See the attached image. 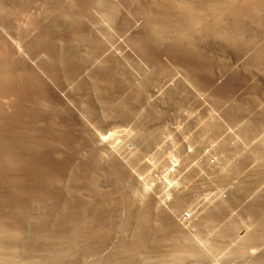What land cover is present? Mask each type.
<instances>
[{
  "label": "bare ground",
  "instance_id": "obj_1",
  "mask_svg": "<svg viewBox=\"0 0 264 264\" xmlns=\"http://www.w3.org/2000/svg\"><path fill=\"white\" fill-rule=\"evenodd\" d=\"M203 21L185 0H0V264H264V59H195L179 39ZM159 97L185 122L167 137ZM167 150L180 178L144 184Z\"/></svg>",
  "mask_w": 264,
  "mask_h": 264
},
{
  "label": "rangeland",
  "instance_id": "obj_2",
  "mask_svg": "<svg viewBox=\"0 0 264 264\" xmlns=\"http://www.w3.org/2000/svg\"><path fill=\"white\" fill-rule=\"evenodd\" d=\"M174 1H179V0H174ZM185 1H186V3H188V6L192 10L200 12L202 18L204 19V21L201 22V23H204L203 25H201V23L200 24L199 23L198 24L193 23L192 28L190 30L184 32V34H187V38L182 36L181 39H179V41H183V42H180L183 47H185L186 49L189 48L188 52L190 53V55H193V57L197 60L199 59L200 62H201V60H205V59L207 62L209 60H211V61L217 63V65L220 66V68L221 67H224V68L230 67V68L234 69L235 71L240 72L244 75H246L248 73L251 74V72L256 69V68L254 69V67H256V65L253 62H251V58L253 59L256 57H262L264 59V3L262 2V0H185ZM205 25H209V26L212 25V27L215 28L216 30L214 31ZM213 31H214V33H213ZM210 32L213 33L214 35L211 34ZM210 36L214 37V38H211ZM158 37H160V38H158ZM195 38H197L198 40ZM155 39H156V41H155V47L154 48L157 50V52L164 54V53H168L171 50V47H169L168 39H165L164 37L162 38L158 34L155 36ZM188 39H190L191 42ZM240 45H242L244 49L239 50L238 47ZM160 101L162 102V99ZM161 102L158 103V106H159L158 109L161 110V112H162L161 120H163V121L160 122V120H159V122L157 121V123H151L149 127L150 128L151 127H157V128L162 127L163 134H164V131H166L164 137L165 136L167 137L168 136L167 133L170 132L169 130H171V132L174 130L176 131L177 129L183 127L185 122H183L184 121L183 116L181 117V115L178 113V111H175L176 109H174L175 112L173 111L174 107H172L170 105L172 107V108H170V106H168V104H166L164 102L161 103ZM172 113L174 114V116ZM117 121L119 122V124L121 123V125H118ZM117 121H115V122H117L115 124L114 121L111 120L109 122L107 120V121L102 123V126L100 124V126L98 127V129H100L99 131H102V130L106 131L107 130L106 128L108 126L107 132L110 134H114L113 135L114 137L112 136L113 140H111L113 145H114V143L115 144L119 143V145H120V143L123 144L125 142L124 140L127 139L126 135L122 136L123 134L128 133L127 132L128 127L123 126V125H127V124L122 123L119 120H117ZM169 123H171V124H169ZM112 125H113V127H115V126L117 127V125H118V130L116 132H113V130H115L116 127L112 128L111 127ZM171 126H172V128H171ZM175 127H177V128H175ZM121 130L123 132H124V130H126V131H125V133L122 134ZM109 131H111V132H109ZM117 132L120 133V135ZM115 133L118 136H121L124 140L121 139V137H116L117 135H115ZM170 133H169V135H170ZM115 138H117V139H115ZM119 139H120V142H119ZM114 140L117 142H114ZM161 144H162V142H161ZM185 150H188V149L186 148ZM206 151L207 150L203 151L202 153H204ZM169 156H171L170 161L167 160V157H169ZM163 158H164V160H163L164 162L160 163V166L157 162H155L153 164V162L155 160L154 158L149 159V160H151L153 165L151 163H149L150 161L148 160L149 165L147 164V167L150 166V168L145 167V168H147V169H145L147 171L146 172L144 171V173H142V176L141 175L138 176V178L140 177V179H142L144 176L148 179V180L146 179L144 181V184L147 182L148 185H151V187H153V186H155L156 183L160 182L161 184H164V185L159 184V186L161 185L160 188H164L163 190H166L167 188L163 187V186H168V184H167L168 181L170 182V185L172 186L173 184H175L177 182L176 177L178 176L180 178V176H179L180 174L178 172V170H180V169H178L176 171V169H177L176 166L177 165L180 166V164L178 163L179 161L173 162V160H177L178 157L175 156L173 152L171 153V150H167L164 152ZM165 161H167V164L171 165V168H170V166L165 164L166 163ZM193 163H195V161L192 162L191 165ZM154 165H156L155 166L156 168H153ZM181 166L179 168H181ZM150 170L152 172H150ZM174 171H176V172L173 173ZM181 172H184V171L182 170ZM151 173H155V174H152V176H155L156 179L155 178L153 179V177H152V179L150 178ZM176 173H177V175H176ZM148 174L150 175V177L148 176ZM165 174H166V179H165ZM170 174H172V175H170ZM162 175H164V176H162ZM168 175L170 176L169 179H168ZM171 177H173L174 179L173 178L171 179ZM179 178H178V180H179ZM172 181H174V182H172ZM108 182H109V180L107 178L101 179L99 182V184H100L99 187L103 188V189H106V187L108 188L109 187V184L107 185ZM165 184H167V185H165ZM151 187L148 186L147 188L149 189ZM207 192L209 194L208 190L206 191V193ZM206 193H204L205 195H203V196H206V195L208 196V194H206ZM210 194H209V196H211ZM183 215L185 216V218L190 216L189 213L187 212V210L183 213Z\"/></svg>",
  "mask_w": 264,
  "mask_h": 264
}]
</instances>
